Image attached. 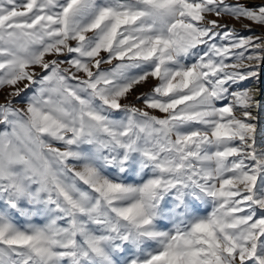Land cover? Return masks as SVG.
Masks as SVG:
<instances>
[{"label":"snow or ice","instance_id":"snow-or-ice-1","mask_svg":"<svg viewBox=\"0 0 264 264\" xmlns=\"http://www.w3.org/2000/svg\"><path fill=\"white\" fill-rule=\"evenodd\" d=\"M0 93V264H264V0H0Z\"/></svg>","mask_w":264,"mask_h":264},{"label":"rangeland","instance_id":"rangeland-1","mask_svg":"<svg viewBox=\"0 0 264 264\" xmlns=\"http://www.w3.org/2000/svg\"><path fill=\"white\" fill-rule=\"evenodd\" d=\"M230 26L235 27L237 30L241 31V32H245V34H247L246 32V28L245 25L249 24L248 21H243V22H236L234 20H228L226 21ZM252 31L255 33H259L260 31H262V29H260L259 27L255 26V25H251Z\"/></svg>","mask_w":264,"mask_h":264},{"label":"crops","instance_id":"crops-1","mask_svg":"<svg viewBox=\"0 0 264 264\" xmlns=\"http://www.w3.org/2000/svg\"><path fill=\"white\" fill-rule=\"evenodd\" d=\"M2 99H3V94L0 93V100H2ZM157 114H159V113H157Z\"/></svg>","mask_w":264,"mask_h":264}]
</instances>
